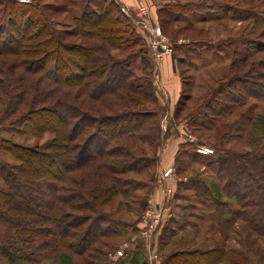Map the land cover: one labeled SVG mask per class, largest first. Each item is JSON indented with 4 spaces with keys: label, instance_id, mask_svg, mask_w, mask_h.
Listing matches in <instances>:
<instances>
[{
    "label": "rangeland",
    "instance_id": "374dc122",
    "mask_svg": "<svg viewBox=\"0 0 264 264\" xmlns=\"http://www.w3.org/2000/svg\"><path fill=\"white\" fill-rule=\"evenodd\" d=\"M103 2L37 0L36 4L59 9L58 12L43 10V13L48 15L50 25L61 32L71 30L82 12L98 10L95 5ZM139 2L135 7L116 2L128 17L139 42L134 48L112 53L118 60L130 63L140 83L150 81L161 133L151 145L132 140L134 143L129 147L139 161L140 170L123 176L129 182L123 194L96 207L112 225V228L103 225L109 236L93 244L84 256L67 258L60 254L64 251L62 246L55 252L45 247L37 249L53 240L44 230H39L41 226H35V232H28L0 220V264H118V261L129 263L126 256L133 254L144 264H162L174 252L216 247L226 254L220 264H264L261 232L264 209L257 218L255 210L240 207L243 199L238 200L222 189L237 177L241 168L233 162L237 156L244 157L240 162L244 167H249V158L251 162L260 159L253 164V172L241 176V189L245 185L254 187V183L264 188V173L260 168L264 164V99L250 98L246 90L238 89L232 96L233 103H225L222 97L220 101L210 100L222 82L235 73L240 79L237 87L248 83L246 89L264 97V80L256 77L264 75V67L256 66L253 74L245 75L247 68L231 66L232 61L250 49H264V0ZM3 3L0 0V27H6ZM139 7H145L146 16H136ZM67 41L86 43L79 37ZM254 59L264 61V54L258 53L251 61ZM8 81L11 76H0L6 91ZM1 138L33 148L50 141L52 136L35 135L27 124L14 126L0 121ZM198 149L209 152L201 154ZM226 157L233 160L222 165L217 162L218 158ZM0 160L14 163L1 152ZM62 207L60 204L58 212L54 211L56 216L62 214ZM252 212L256 214L253 221L261 225L259 232L249 226L248 216ZM74 214L82 216L90 212ZM8 245L11 255L17 257L13 262L3 256L2 248ZM118 251H122V256L117 255ZM19 256L28 257L30 262L22 261Z\"/></svg>",
    "mask_w": 264,
    "mask_h": 264
},
{
    "label": "trees",
    "instance_id": "16d2710c",
    "mask_svg": "<svg viewBox=\"0 0 264 264\" xmlns=\"http://www.w3.org/2000/svg\"><path fill=\"white\" fill-rule=\"evenodd\" d=\"M33 1L3 3L6 27H0V76H11V81L8 91L0 82V121L14 126L27 124L35 135L49 133L52 138L33 148L0 139V152L14 161L10 164L0 160V220L28 232L41 226L39 230L53 240L37 249L45 247L55 252L62 246L61 255L79 258L110 234L103 227L110 226V221L96 207L123 194L129 185L123 176L140 170L129 147L132 140L151 145L160 137L157 111L153 109L157 101L150 81L140 83L130 63L112 53L134 48L139 42L115 0L95 5L98 10H85L75 19V27L61 32L43 13L59 9L39 7L37 0ZM72 37L86 43L67 41ZM258 53L264 54V49H250L232 61V68L244 67L245 75L253 74L256 66L264 67L262 59L251 61ZM236 75L222 82L210 100L220 101L222 97L225 103H233L238 89L246 90L250 98L264 99L259 92L246 89L248 83L237 87L240 79ZM256 77L264 80V75ZM242 158L217 159L221 165L233 160L242 168L222 189L243 199L240 207L255 210L258 218V212L264 209V188L254 183V187L245 185L241 189L240 180L254 171L253 164L260 159L251 162L249 158L246 169L240 164ZM260 168L264 173V164ZM60 204L62 214L56 216L54 211L58 212ZM78 212L90 214H74ZM254 213L248 216V223L259 232L261 225L253 221ZM10 247L2 248L3 256L13 262L17 257L11 255ZM225 255L218 247L183 250L166 256L162 264H220ZM126 257L129 263L118 264H144L134 254Z\"/></svg>",
    "mask_w": 264,
    "mask_h": 264
},
{
    "label": "built area",
    "instance_id": "2783aa9c",
    "mask_svg": "<svg viewBox=\"0 0 264 264\" xmlns=\"http://www.w3.org/2000/svg\"><path fill=\"white\" fill-rule=\"evenodd\" d=\"M27 2V1H26ZM137 11H136V16L137 17H140V18H142L143 16H146V14H147V11H146V9H145V7H139V8H137L136 9ZM157 32H158V35L160 34V30L159 29H157ZM206 149H198V152L199 153H201V154H206L207 152H209L208 150H206ZM169 173V172H168ZM122 251H118L117 252V255L118 256H122Z\"/></svg>",
    "mask_w": 264,
    "mask_h": 264
},
{
    "label": "crops",
    "instance_id": "0c3cea01",
    "mask_svg": "<svg viewBox=\"0 0 264 264\" xmlns=\"http://www.w3.org/2000/svg\"><path fill=\"white\" fill-rule=\"evenodd\" d=\"M118 4H121L122 6L126 7H135L138 5L140 0H115Z\"/></svg>",
    "mask_w": 264,
    "mask_h": 264
}]
</instances>
